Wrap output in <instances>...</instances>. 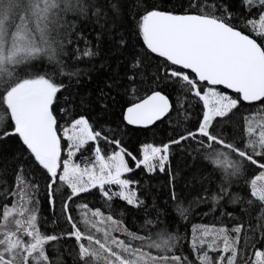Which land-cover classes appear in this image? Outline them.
<instances>
[{"label": "snow or ice", "instance_id": "snow-or-ice-1", "mask_svg": "<svg viewBox=\"0 0 264 264\" xmlns=\"http://www.w3.org/2000/svg\"><path fill=\"white\" fill-rule=\"evenodd\" d=\"M0 264H264V0H0Z\"/></svg>", "mask_w": 264, "mask_h": 264}, {"label": "trees", "instance_id": "trees-1", "mask_svg": "<svg viewBox=\"0 0 264 264\" xmlns=\"http://www.w3.org/2000/svg\"><path fill=\"white\" fill-rule=\"evenodd\" d=\"M194 222H201V221H199V220L197 219V220H195Z\"/></svg>", "mask_w": 264, "mask_h": 264}]
</instances>
